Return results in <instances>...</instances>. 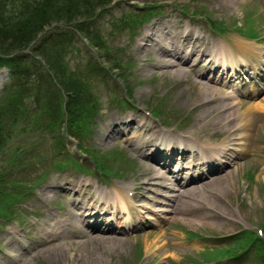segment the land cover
Returning <instances> with one entry per match:
<instances>
[{"label":"rangeland","instance_id":"1","mask_svg":"<svg viewBox=\"0 0 264 264\" xmlns=\"http://www.w3.org/2000/svg\"><path fill=\"white\" fill-rule=\"evenodd\" d=\"M97 1L86 0L83 3L77 4V6H70L67 3V6L57 7L55 1L45 0L48 6L47 12L45 14L43 12L38 13L42 17L38 16L37 20L42 18L46 20L49 17L48 23L51 25L62 24L61 22L67 18H70L71 21L83 20L87 7L93 6L94 13L101 10V5L97 4ZM104 1L107 2V0ZM153 1H165L164 3L176 2V4H180L186 0L113 1L106 10L99 12L96 17H93L92 22L88 23L90 25L93 24V30L99 32L110 50L117 54L119 61L124 65L132 61L134 63L132 67L127 68L128 66L119 67L116 65L114 68L111 67L109 64L112 62L107 60L106 55L99 51L96 46L92 48L89 40L83 37L85 34L83 36L78 34L72 43L68 42V40L60 43V47H73L69 54L64 57L68 65L73 69L70 75L85 83L87 79L84 74L86 73H82L81 71L86 70V66L91 65L93 62L100 67L101 77L92 74L90 76L92 78L90 79L94 82L93 90L102 100L100 104L102 108L101 113L103 114L120 111L118 109L120 102L123 99H130L134 105L130 109L135 108L137 111H148L153 108L157 114L156 116L159 118H150L152 122L163 123L167 126L171 125L177 129L176 131L183 130L187 134L190 133V127H196V120L199 124L201 121H205L203 118L199 120L200 116L205 114L207 119L212 118V122H209V125L201 123L202 127L198 128L197 131H193V133L201 136L200 138L205 137L206 139L215 141L223 140L224 136L221 133L224 132L216 130V127L223 130L220 125L225 127L230 120L223 118L221 113L215 114L214 108L211 107L212 104L204 102L215 95L214 88H206L194 84L191 80H185L182 73L175 74V71H168L161 63L155 65L156 62H151L152 60L147 57L146 51L140 48L138 44L140 43L138 39L140 34L132 36L127 28H116V22L114 20L111 22L117 15H125L127 12H137L139 8L133 5L151 4ZM253 9L255 11L251 13L253 17V19L251 18V22L257 21L260 18L258 22L260 24L259 27H264V11L259 9L258 4L253 6ZM221 16H229V18L238 17L229 12H223ZM43 34L44 32L39 35ZM262 35L261 40H264V32ZM86 61H88L87 64ZM107 69L113 70H110L109 73ZM2 76H0V79ZM62 76L66 77L65 74ZM93 77H96L97 80ZM187 78L189 79V77ZM2 81L7 83L6 77H3ZM2 84L1 82L0 87ZM4 117L5 114L1 116V122L7 124ZM211 128H215L216 131H212ZM86 132L83 127L82 132L77 134L82 146L86 147L89 144V146L92 145V147L97 148L96 145L99 142H104L101 136L90 138ZM253 136L254 156L249 158L247 155H244L243 160L245 162L239 161L232 169L233 171L231 170L229 178L213 179L205 182L204 189L199 193H197L198 191L194 193L196 198L199 199L198 205L195 203L186 205V211L183 215L185 222L175 219V222L169 226L165 235L159 232H146L141 236L119 241H101L98 239L71 237L66 240L71 239L73 243L57 246L55 242L54 246H51L47 240H44V244L41 243V236L39 235L40 227L46 226L48 222L32 219L30 217L32 210L28 209L21 216V219L23 218L22 222L29 219L24 226L17 224V218L12 219L9 224H0L3 225L0 226V264L20 263L19 260H13L14 256L17 259L22 258L24 264H229L230 261H210L207 263L189 261L188 257L199 259V257H196V254L198 255L206 246L211 244L221 246L226 244V242L222 241V239L202 241L186 238L181 233L180 228L192 230L205 236L221 237L243 229L254 230L257 227H262L264 223V123L261 127L255 128ZM18 139L19 136H13V140ZM72 139H70V146L73 143ZM109 148L111 147H104L102 150ZM80 151L79 153H84L82 149ZM70 152L75 156L78 154H75L73 151ZM113 154L115 155L111 156L119 157V159L108 158L110 152L99 153L98 158L103 160L104 169L107 168L106 170H115L116 172H119V170L124 171L123 177L129 174H133V177H136L140 172L147 169L144 168L142 170L140 165L130 160L120 150L114 151ZM69 155V153H63L62 157L66 158ZM70 170L73 169L68 167L65 172H69ZM247 170L253 172L254 181H249L245 177ZM104 180L111 182V185L114 184V179H101L102 183L106 185ZM140 180L138 178V181ZM224 180L227 181L224 182ZM225 185H229L230 187H226ZM137 190L140 191L139 188ZM201 196L202 198H200ZM33 201L37 202L33 206L34 209L42 208L43 204L38 199ZM208 206L209 208H207ZM188 208L192 209L190 213H187ZM221 212H223V215L219 216ZM32 221H35L34 224H31ZM0 223L2 222L0 221ZM27 227L29 228L27 229ZM23 230L24 232H21ZM27 231L28 233L26 234ZM13 234L33 236L31 238L24 237L22 242H18L14 240ZM41 238L43 239V237ZM164 240L172 243L170 248L163 247L162 242ZM152 241H154L153 243L157 247H155V251L148 255L145 253V245L150 244ZM140 249H144L143 256L138 254ZM5 253L9 254L11 258L6 257ZM165 255L169 258L164 257ZM242 259L243 263L248 261L250 264H264V258H260L253 251H251V254L247 258L244 257Z\"/></svg>","mask_w":264,"mask_h":264},{"label":"trees","instance_id":"2","mask_svg":"<svg viewBox=\"0 0 264 264\" xmlns=\"http://www.w3.org/2000/svg\"><path fill=\"white\" fill-rule=\"evenodd\" d=\"M57 7L67 6V3L77 6V4L83 3L86 0H53ZM110 0H107L109 2ZM104 0H98L97 4L102 5L106 4ZM7 6L13 7V16L5 20V12ZM16 7H20L19 16L14 15ZM48 6L45 3V0H0V53L8 55L11 52H16L17 50L24 49L28 46H31L30 43L37 38V36L43 31L48 23L49 17L46 20L38 19V13L47 12ZM93 6L87 7L83 15L86 20L93 17L94 14ZM87 18V19H86ZM71 19H64L62 23L72 24ZM78 24V23H76ZM81 23L78 25L80 26ZM69 31V32H68ZM66 32H56L55 36H67L68 39H71L73 34H70L72 31L68 30ZM84 32H87V26L84 29ZM69 33V34H68ZM89 31L87 32V34ZM93 37L97 38L95 35ZM66 38V39H67ZM33 54H38L45 61L47 65L48 73L40 72L39 70H34L29 72V65L27 63L33 62L34 58L32 56L24 57L22 54L17 53L13 55V59L9 58L8 67L12 71L11 74L16 78L18 86L23 85V90L28 91L26 83H38L44 84L45 78H52L55 82L68 93L71 91L70 88L66 85L65 78L62 77L60 58L61 51L59 49H52L50 45H44V36L38 37L36 45L31 47ZM26 58V59H25ZM27 62V63H26ZM51 73V75L49 74ZM49 74V75H48ZM26 78V80H24ZM51 83V81H50ZM74 84V83H73ZM78 89V88H77ZM78 91V90H77ZM77 91L73 95H68L69 105L67 108L73 109L70 105V102L74 100ZM14 100V96H13ZM57 119V117H55Z\"/></svg>","mask_w":264,"mask_h":264},{"label":"bare ground","instance_id":"3","mask_svg":"<svg viewBox=\"0 0 264 264\" xmlns=\"http://www.w3.org/2000/svg\"><path fill=\"white\" fill-rule=\"evenodd\" d=\"M230 66H232L233 68H235V67H237L238 66V64H237V59H233V61L230 63ZM179 71H180V69H176V72L177 73H179ZM226 105H227V108H224V109H221V108H223V105L221 104L220 105V109H219V112H224V111H226L227 113H228V115L229 116H235L236 115V113H235V111L236 110H231V108L232 107H230L229 106V104H227L226 103ZM261 108V107H260ZM207 116H208V114H207ZM204 119L205 120V124L204 125H209L208 123L209 122H212V118H210V119H207V117L205 116V114H202L201 116H200V118H199V120L200 119ZM225 118H228V116L227 115H225ZM224 128V127H223ZM224 130H226V131H229L227 128H224ZM193 131V130H192ZM230 140H231V133H229L226 137H225V141L226 142H230ZM240 143H242V142H240ZM230 149L232 150V151H234L235 153H239L241 150L240 149H238V148H233V147H230ZM222 153V149H217V150H213V152H212V156H210V157H208L207 158V160L208 161H212L213 159H216L220 154ZM142 175V178H143V185H142V187H149V188H146V189H148V191L150 190V194L153 192L154 193V190L155 189H164L165 187L166 188H168V183H160V182H158L157 181V179H156V177H159L160 175H161V172H158V171H154V175H155V178L153 179V181H150L149 179L150 178H146V175L143 173V174H141ZM225 178H227V174L225 175ZM164 181H167V178H164ZM226 187H229L228 185H225ZM196 190L197 189H200L199 187H196L195 188ZM144 197H145V199H147L148 201H151V202H153V199L151 198V196H146V195H144ZM166 197V199H169V195H166L165 196ZM122 200H125V197H123L122 198ZM177 205V207H178V204H176ZM179 208V207H178ZM144 210H148V207L147 206H142L141 207V209L137 212V214H138V216H143V217H146V218H148V216H145V215H143V213L145 212ZM172 210H176V207L175 206H173L172 207ZM150 213L152 214V212L150 211ZM155 245V243L154 244H152V245H148V247H147V254L148 253H151V252H153L154 250H155V247H153Z\"/></svg>","mask_w":264,"mask_h":264}]
</instances>
